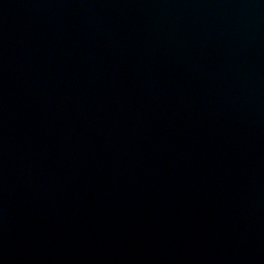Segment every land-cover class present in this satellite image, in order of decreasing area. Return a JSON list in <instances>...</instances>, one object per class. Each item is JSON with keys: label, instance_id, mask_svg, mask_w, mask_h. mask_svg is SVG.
I'll use <instances>...</instances> for the list:
<instances>
[{"label": "water", "instance_id": "95a60500", "mask_svg": "<svg viewBox=\"0 0 264 264\" xmlns=\"http://www.w3.org/2000/svg\"><path fill=\"white\" fill-rule=\"evenodd\" d=\"M0 264H264V0H0Z\"/></svg>", "mask_w": 264, "mask_h": 264}]
</instances>
